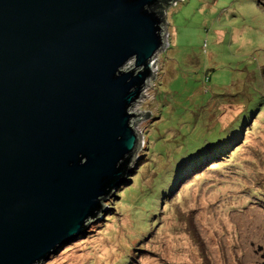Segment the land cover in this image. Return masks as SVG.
<instances>
[{
    "label": "water",
    "instance_id": "95a60500",
    "mask_svg": "<svg viewBox=\"0 0 264 264\" xmlns=\"http://www.w3.org/2000/svg\"><path fill=\"white\" fill-rule=\"evenodd\" d=\"M172 1L0 0V264H40L128 178Z\"/></svg>",
    "mask_w": 264,
    "mask_h": 264
},
{
    "label": "rangeland",
    "instance_id": "374dc122",
    "mask_svg": "<svg viewBox=\"0 0 264 264\" xmlns=\"http://www.w3.org/2000/svg\"><path fill=\"white\" fill-rule=\"evenodd\" d=\"M167 7V43L132 107L152 112L135 122L141 142L125 185L86 233L40 264H264V0ZM253 104L261 108L244 119L236 147L194 164L165 193L155 187L216 140L219 119L233 124Z\"/></svg>",
    "mask_w": 264,
    "mask_h": 264
},
{
    "label": "trees",
    "instance_id": "16d2710c",
    "mask_svg": "<svg viewBox=\"0 0 264 264\" xmlns=\"http://www.w3.org/2000/svg\"><path fill=\"white\" fill-rule=\"evenodd\" d=\"M178 1L179 0H173L172 2H168L165 6H163L164 7L163 8V10H164L163 18L164 19H166L165 16H166L167 8H168L167 6L169 4H177ZM206 77H208L207 74H206ZM256 106H258V104H255V106L253 104V106H251L250 110H245V108L243 107L241 111H238L237 113H235V114H237L234 117L235 118V120H234L235 123L232 124L233 121H229L228 122L229 126L226 125V124L224 125L225 122H223L222 120L219 119V122L222 123V128L220 130V134H218L219 131H217L216 136H215V137H217L216 140L213 141V142H210L211 144H209L207 147H202L201 146V147L197 148L196 151L190 152V154H189L190 156L186 157V159H184V160H181L180 163L176 164L175 168H173L170 171H168L166 176L163 178L164 180L163 181H159L161 183L157 184L155 187L156 188L161 187V193H165V189H169V188L173 187V182L175 181V179L180 174L187 173V171H189V169H191L194 164L197 166L198 164H200L199 161L209 160L210 157L221 156L222 152H224L226 149H230V147H232V145L235 146L237 144L236 141H238V139L242 136L241 135L242 134V127H243L242 125H244V119L246 120V117H248L250 114H252L255 111ZM258 108H261V107L258 106ZM151 112L152 111H149L150 114L145 116L146 117L145 119L150 118ZM245 129H247V128L245 127ZM146 131L147 130H144L143 134H145ZM144 139L146 140V147H147V150H148L149 149V145H147L148 139L146 138V136H145ZM143 154H144V151H140V153L138 154V156H137L138 164H139V161L142 162V163L146 161V163H147L148 160H145V158L141 159L142 157H144V156H142ZM146 156L147 155L145 153V157ZM211 163H212L211 165L213 167H215V168L219 167V165H218L219 161L215 160V161H212ZM203 170L204 169H201V171H203ZM124 185H125V183L122 182L119 185V187H122ZM130 186H134V185L130 184L129 186H127L125 188H128V187L130 188Z\"/></svg>",
    "mask_w": 264,
    "mask_h": 264
},
{
    "label": "built area",
    "instance_id": "2783aa9c",
    "mask_svg": "<svg viewBox=\"0 0 264 264\" xmlns=\"http://www.w3.org/2000/svg\"><path fill=\"white\" fill-rule=\"evenodd\" d=\"M163 38H164V42L167 43V40L165 39V34L163 35ZM144 90H145V88H144ZM144 90H143V91H144ZM143 91H142V93H143ZM141 96H142V94H141ZM141 96H140V97H141ZM140 97H139V98H140ZM135 111H138V110H135ZM134 126H135V128H136V123H135V122H134ZM137 132L139 133V131H137Z\"/></svg>",
    "mask_w": 264,
    "mask_h": 264
}]
</instances>
